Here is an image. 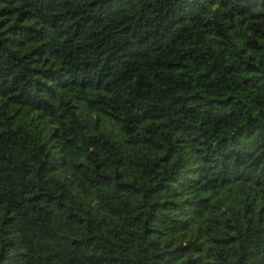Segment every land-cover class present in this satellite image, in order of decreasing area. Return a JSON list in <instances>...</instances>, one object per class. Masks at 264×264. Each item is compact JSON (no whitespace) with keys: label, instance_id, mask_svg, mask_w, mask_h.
<instances>
[{"label":"trees","instance_id":"16d2710c","mask_svg":"<svg viewBox=\"0 0 264 264\" xmlns=\"http://www.w3.org/2000/svg\"><path fill=\"white\" fill-rule=\"evenodd\" d=\"M0 264H264V0H0Z\"/></svg>","mask_w":264,"mask_h":264}]
</instances>
